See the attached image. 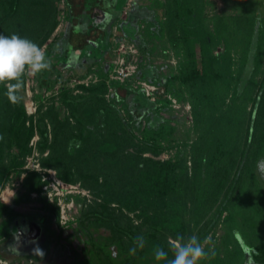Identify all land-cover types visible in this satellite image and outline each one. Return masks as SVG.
Wrapping results in <instances>:
<instances>
[{"label": "rangeland", "instance_id": "rangeland-1", "mask_svg": "<svg viewBox=\"0 0 264 264\" xmlns=\"http://www.w3.org/2000/svg\"><path fill=\"white\" fill-rule=\"evenodd\" d=\"M175 1L127 0L105 38L102 56L82 74L61 63L71 27L65 0H0V34L32 40L58 65L52 73V79L58 80L49 89H39V73L24 75L19 95L28 116L36 115L37 131L30 154L21 158L22 168L3 188L2 171L20 155L11 135L14 116L20 111L18 103H11L4 95L6 88L0 84V201L8 200L1 194L11 183L19 192L14 199H22L29 196L31 179H40L37 183L41 189L31 192L33 206L25 212L39 218V212L49 208L53 215L48 217L47 229H41V236L71 237L64 253L43 264H166L156 261L152 250L160 246L168 252V259L174 258L168 241L178 235L185 241L193 234L201 242L210 238L205 250L214 245L215 255L200 264H224L236 242L245 246L238 231L229 240L231 226L227 221L232 217L224 210L228 201L225 194L241 161L253 100L264 77V42L261 62L255 69L257 37L251 42L248 65L240 74L250 39L246 18L260 24L264 20V0H181L216 37L211 47L215 55L226 51L229 40L231 75L217 82L212 92L200 84L177 79L200 69L202 61L197 53L199 43L189 46L179 31L174 36L168 32V15ZM222 22L230 29L224 30ZM122 64L136 71L135 79L125 84L112 82L110 75ZM141 72L152 77L144 79L138 75ZM119 86L128 89V98L122 99ZM65 93L72 105L65 102ZM94 110L109 116V122L99 129L106 139L100 146L105 153L101 154V165L94 166L97 170L94 176L90 174L91 179H82L75 172L66 181L48 162L59 128L53 115L58 113L70 130L78 131L74 111L91 114ZM216 116L229 117L233 133L226 153L217 161L219 186L208 189V178L199 179L196 144ZM262 122L259 136L264 134V118ZM257 152L249 171L251 185L244 189L242 200L253 217L246 234L259 242L260 249L254 248L255 258L246 249L250 259L246 264H264V216L250 200V188L260 193L264 186V141ZM240 208L233 211L237 219L243 214ZM23 211L18 208L0 219V264H17L18 257L3 248L11 239L5 226ZM87 214L93 216L85 217ZM113 221L118 228L105 224ZM45 222L40 225L39 221L36 229ZM137 236L145 238V247L130 255Z\"/></svg>", "mask_w": 264, "mask_h": 264}, {"label": "trees", "instance_id": "trees-1", "mask_svg": "<svg viewBox=\"0 0 264 264\" xmlns=\"http://www.w3.org/2000/svg\"><path fill=\"white\" fill-rule=\"evenodd\" d=\"M126 1L127 0H65L67 12L71 18V27L67 41V53L61 58V63L64 67L75 68L82 74L88 71L89 64L102 56V51H104V47H106L105 38L112 24L119 19L120 9L126 4ZM246 20L250 39L242 58V71L240 74L244 72L248 65L250 53L252 51L251 42L255 37H257L254 57L255 69L259 67L264 42V20H262L260 24L257 20L252 18H246ZM167 21L168 32L171 36H174L177 31H179L180 37L185 44L189 46L196 43L200 44V48H197V53L201 56L202 67L187 75L179 76L177 79L200 84L203 89H208L212 92L217 82L229 78L233 64V59L229 51V40L226 41V51L215 55L211 47L216 42V37L201 23L200 18L195 17L191 13L189 4L183 5L181 0H176L173 7L170 8ZM221 27L224 28V30L230 29L229 24L224 22L221 23ZM54 70H58V65L50 61V68L39 73L40 90L49 89L54 86L55 81L58 80L52 79ZM138 75L144 79L152 77V75L144 72ZM23 82L25 83V76H23ZM83 87L88 91H95L94 88L90 89L85 86ZM117 91L123 95L122 99L128 98L127 88L119 86L117 87ZM64 97H66L65 102L68 105L73 104V101L67 98L68 96L66 93ZM18 108L20 112L14 116L11 135L19 145L20 155L6 164L1 173V177L4 179L1 188L10 180L12 174L16 171H20L23 166L21 158L30 154V144L36 136V115L28 116L25 110V104L22 100L18 103ZM74 115L80 125L78 131L70 130L67 123L61 120L58 113H54L53 115L59 128L56 142L51 147V155L48 162L52 167L58 170L60 177L66 181L73 177L75 172L82 175L81 178L85 180L91 179L92 176L95 175L97 168H94V166L101 165L102 151L100 150V146L106 142L104 135L99 132V129L109 122V116L98 110H94L91 114H88L87 111H82L81 113L74 111ZM263 118L264 77L261 83L258 84V90L253 100L250 125L247 130L244 147L241 151V161L243 160V162L240 161L237 164L236 172L225 194V198H228V201L226 202L224 210L229 212V215L232 217L227 221L231 226L228 232L229 240L232 241V233H237L238 231L245 241V246L236 242L235 247L224 261V264H246L250 261L246 249L248 248L249 253L252 254L254 258L256 257L254 248L260 249V246H257L259 242L256 240L253 241L251 236L246 234L249 230L248 222L250 223V221H253V217L250 215L248 207L242 200V194L245 191L244 189L251 185V175L249 171H251V168L254 166L255 160L253 159H256V153L262 148L264 141V134L259 136V131L263 126ZM232 125L233 121L227 116L214 117L208 127V132L203 134L202 138L196 144V151L199 157L197 165L199 169H201L199 172V179L208 178V189L219 186L220 180L218 179L220 170L217 161L221 154L224 155V153H226L225 148L233 133ZM62 134H65V136L63 137ZM70 147L71 151L69 150ZM104 154L105 153L102 155ZM68 173H70L71 176H67ZM91 173H93L92 176L90 175ZM38 181H40V179L37 180L35 177L31 179L30 184H28L29 192L39 191L41 189V184H38ZM250 191V200L253 202L255 209L259 214H263L264 216V186H262V191L260 193L254 192L251 188ZM237 208L243 210V214L239 219H237L233 212L234 209ZM9 213V206L0 201V219L4 218ZM92 216V214H87L85 217L89 218ZM105 224L115 229L119 227L115 221L111 223L105 222Z\"/></svg>", "mask_w": 264, "mask_h": 264}, {"label": "clouds", "instance_id": "clouds-1", "mask_svg": "<svg viewBox=\"0 0 264 264\" xmlns=\"http://www.w3.org/2000/svg\"><path fill=\"white\" fill-rule=\"evenodd\" d=\"M50 68V60L47 58L45 50L28 38H22L17 34L6 36L0 34V84L4 85L6 91L4 95L13 103H19L20 90L23 87L22 77L28 74H38ZM3 136L0 135V140ZM71 151V147L69 149ZM264 164V161L261 162ZM264 170V169H262ZM210 243V238H205L203 242L196 236L191 235L186 241L182 235L175 239L169 238V250L174 258L168 259V252L162 247L153 248V255L156 261H166V264H200L215 255L214 245L205 250V245ZM134 247L129 250L130 255H135L137 248L145 247V238L137 236L134 238ZM9 251L18 253L15 246H10ZM35 254L43 257V252L35 250Z\"/></svg>", "mask_w": 264, "mask_h": 264}, {"label": "crops", "instance_id": "crops-1", "mask_svg": "<svg viewBox=\"0 0 264 264\" xmlns=\"http://www.w3.org/2000/svg\"><path fill=\"white\" fill-rule=\"evenodd\" d=\"M14 186V183H11L9 187L7 186L3 190L1 196L7 198L8 200L2 201L4 204L9 206L10 213L18 208H22L24 211L17 213L15 216L11 217V221L7 222L5 231L7 234L11 235V239L4 244L3 248L9 249L10 246L16 247L18 253L15 251H9L8 249L7 250L9 253H13L15 257H18L17 264H24L25 261H28L29 264H32L33 262H36V264H43L44 261H53L54 258L58 257L67 250L68 246L66 244L70 242L71 237L68 235L63 238L59 237L54 239L51 236L49 237L48 234L42 237L41 229H47L46 226L48 217L51 218L53 212L49 210V208L45 207L39 212V218L35 214L26 213L25 211L28 209L30 210L33 206L32 194L28 190L29 196L27 195L22 199L19 197L14 199V195L17 193L19 194L18 189L13 190ZM26 200L31 203L27 204ZM44 219L46 222L43 224V227H40V230H37L36 225H39V221L41 225V223L44 222ZM59 233H61L60 230ZM36 249L43 252L42 258L35 254Z\"/></svg>", "mask_w": 264, "mask_h": 264}, {"label": "built area", "instance_id": "built-area-1", "mask_svg": "<svg viewBox=\"0 0 264 264\" xmlns=\"http://www.w3.org/2000/svg\"><path fill=\"white\" fill-rule=\"evenodd\" d=\"M135 76L136 71L134 69L129 68L126 64H122L119 69L110 75V80L118 84H125L126 82L134 80Z\"/></svg>", "mask_w": 264, "mask_h": 264}]
</instances>
